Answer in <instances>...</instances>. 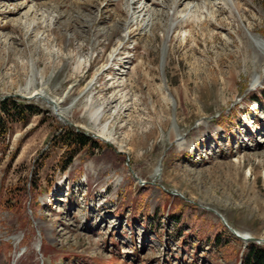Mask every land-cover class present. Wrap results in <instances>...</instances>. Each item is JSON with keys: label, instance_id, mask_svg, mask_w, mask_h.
Masks as SVG:
<instances>
[{"label": "rangeland", "instance_id": "1", "mask_svg": "<svg viewBox=\"0 0 264 264\" xmlns=\"http://www.w3.org/2000/svg\"><path fill=\"white\" fill-rule=\"evenodd\" d=\"M263 46L264 0H0V264H239L209 209L264 239Z\"/></svg>", "mask_w": 264, "mask_h": 264}, {"label": "trees", "instance_id": "2", "mask_svg": "<svg viewBox=\"0 0 264 264\" xmlns=\"http://www.w3.org/2000/svg\"><path fill=\"white\" fill-rule=\"evenodd\" d=\"M257 97H258L257 99L259 103H264V89H261L258 91ZM10 101H12V105H14L15 102L19 103L18 105L19 108H18L17 113H19L21 116L24 117L25 111L21 108L22 102L18 99L17 100L10 99ZM6 105H7V101H0V113L2 115L5 114L6 112L7 114L9 113V111L6 110ZM58 137L65 144L66 149L68 151L69 150L73 151L75 148L77 149L78 147H84L87 144L88 145L93 144L92 139H90L89 137H86L82 133H77L75 129L71 127H66V129L64 128L63 131L58 135ZM32 189H34L32 188V186L31 188L29 187L28 189L24 187L23 188L24 196L27 194H30L29 191ZM162 212H163V203L161 202L157 210H155L154 212L155 221L158 220V217L162 214ZM194 219H195L194 208L191 205H187V206L185 205L184 211L181 213V218H177V221L180 224V225L178 224L179 226H181L183 223L190 225L192 224V221ZM221 228L224 229L223 227ZM220 234L221 233H217L213 237V240L216 244L222 245L223 239L220 237ZM241 264H264V246L258 245L255 243H248L242 253Z\"/></svg>", "mask_w": 264, "mask_h": 264}, {"label": "water", "instance_id": "3", "mask_svg": "<svg viewBox=\"0 0 264 264\" xmlns=\"http://www.w3.org/2000/svg\"><path fill=\"white\" fill-rule=\"evenodd\" d=\"M33 97H40V98H43L41 95H35ZM20 98H23V99H30L29 97H20ZM44 99V98H43ZM47 103L51 104L53 106V109L54 111L56 112V105H55V102L52 101V100H48V99H45ZM94 137H97V136H94ZM209 211H211L212 213L215 214V216H217L219 218V221L221 222V224L223 226H225L230 232L231 234H233L234 236H236L237 238H239L240 240L244 241V242H255L256 244H261V243H264V239H255V238H252V237H249V236H240L239 234H237V232L230 228L229 226H227L224 218L215 210L213 209H209Z\"/></svg>", "mask_w": 264, "mask_h": 264}, {"label": "bare ground", "instance_id": "4", "mask_svg": "<svg viewBox=\"0 0 264 264\" xmlns=\"http://www.w3.org/2000/svg\"><path fill=\"white\" fill-rule=\"evenodd\" d=\"M264 47V46H263ZM258 81H260L261 80V76H259V78L257 79ZM96 121V120H95ZM98 135H99V137L101 138H104V139H106V140H108L109 141V138H107V136H106V132H105V130L102 128L101 130H99L98 131ZM98 137V138H99ZM104 141V140H103ZM106 142V141H105ZM212 213V212H211ZM214 214V213H213ZM219 219V218H218ZM237 234H239V233H237ZM240 236H248V235H243V234H239Z\"/></svg>", "mask_w": 264, "mask_h": 264}]
</instances>
